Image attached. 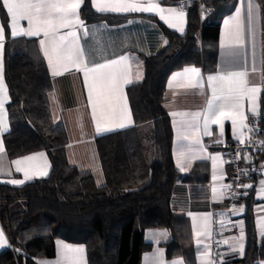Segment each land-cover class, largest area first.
<instances>
[{"label": "crops", "instance_id": "obj_1", "mask_svg": "<svg viewBox=\"0 0 264 264\" xmlns=\"http://www.w3.org/2000/svg\"><path fill=\"white\" fill-rule=\"evenodd\" d=\"M11 38L36 42L53 82L48 94L54 125L63 131L50 137L65 146L67 162L105 184L95 140L134 127L127 88L143 79L141 56L167 44L164 29L183 36L187 12L162 0H90L100 15L132 16L111 26L86 24L84 0H1ZM204 17V16H203ZM260 3L238 0L221 23L216 70L186 66L165 84L164 108L173 131L172 157L181 178L171 208L188 223L193 258H167L172 236L165 228L147 229L150 249L140 264H229L245 251L244 209L228 201L231 166L226 146L247 140L249 121L260 112L264 84V28ZM5 30L0 19V184L22 187L45 179L51 163L45 152L10 159L3 137L10 131V96L4 78ZM244 163L252 159L243 157ZM195 167L196 177L184 179ZM252 186L239 197L248 195ZM238 198V199H239ZM255 226L264 239V174L257 181ZM10 248L0 227V253ZM37 264H88L84 245L55 242V256ZM260 264H264V259Z\"/></svg>", "mask_w": 264, "mask_h": 264}, {"label": "trees", "instance_id": "obj_2", "mask_svg": "<svg viewBox=\"0 0 264 264\" xmlns=\"http://www.w3.org/2000/svg\"><path fill=\"white\" fill-rule=\"evenodd\" d=\"M238 0H203L213 11L202 16L192 0L183 36L164 29L167 44L151 56H141L144 75L127 88L134 127L95 140L105 184L96 185L92 174L68 164L65 146H55L50 137L63 131L54 125L48 94L53 82L36 42L11 38L9 19L0 0V19L5 30L4 78L10 102V131L4 135L10 159L45 152L51 170L45 179L22 187L0 184V227L10 248L0 253V264H37L55 256V242L84 245L88 264H140L150 246L144 242L147 229L165 228L172 239L165 246L167 258H193L187 220L171 208L176 183L181 178L172 157L173 131L164 108L168 76L186 66L207 72L216 70L218 38L223 18ZM260 3L264 28V0ZM176 6V0H162ZM81 17L86 24H122L132 16L100 15L90 0H84ZM258 138L264 143V84L260 112L256 118ZM249 167H259L263 156H251ZM196 165L185 180L207 182L196 177ZM235 204L244 209L245 251L228 258L229 264H260L264 239L255 226L257 179ZM19 202L24 210L11 208Z\"/></svg>", "mask_w": 264, "mask_h": 264}, {"label": "built area", "instance_id": "obj_3", "mask_svg": "<svg viewBox=\"0 0 264 264\" xmlns=\"http://www.w3.org/2000/svg\"><path fill=\"white\" fill-rule=\"evenodd\" d=\"M196 1L199 4L202 16L209 15L213 11V7H207L203 0ZM191 2L192 0H176V7L187 12ZM226 149L227 160L231 166V176L227 184L228 201L232 204L238 200L249 186H252L251 178L254 177L258 181L264 174V162L259 167H249L245 165L249 163L248 160L244 163L243 158L251 156L264 157V143L258 138L256 121L254 119L249 121L246 141L227 145Z\"/></svg>", "mask_w": 264, "mask_h": 264}, {"label": "rangeland", "instance_id": "obj_4", "mask_svg": "<svg viewBox=\"0 0 264 264\" xmlns=\"http://www.w3.org/2000/svg\"><path fill=\"white\" fill-rule=\"evenodd\" d=\"M17 208H20L21 211H23V210H24V203H23V202H19L18 204H16L15 206H13V207L11 208V211L14 212Z\"/></svg>", "mask_w": 264, "mask_h": 264}]
</instances>
